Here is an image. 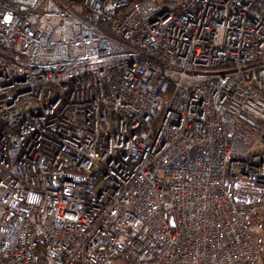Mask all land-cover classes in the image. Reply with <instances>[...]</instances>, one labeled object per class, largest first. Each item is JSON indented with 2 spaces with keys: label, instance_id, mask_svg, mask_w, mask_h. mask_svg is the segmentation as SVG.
<instances>
[{
  "label": "built area",
  "instance_id": "2783aa9c",
  "mask_svg": "<svg viewBox=\"0 0 264 264\" xmlns=\"http://www.w3.org/2000/svg\"><path fill=\"white\" fill-rule=\"evenodd\" d=\"M263 237L264 0H0V264H263Z\"/></svg>",
  "mask_w": 264,
  "mask_h": 264
},
{
  "label": "trees",
  "instance_id": "16d2710c",
  "mask_svg": "<svg viewBox=\"0 0 264 264\" xmlns=\"http://www.w3.org/2000/svg\"><path fill=\"white\" fill-rule=\"evenodd\" d=\"M74 5L77 6V7H79V9H78L79 10V13L81 15H83L84 17H86L87 19L92 20V19L95 18V16L90 11H88L87 9H85L83 7H80L78 3H74ZM99 22H100L101 26H106L107 25L104 19H101L100 18L99 19Z\"/></svg>",
  "mask_w": 264,
  "mask_h": 264
},
{
  "label": "rangeland",
  "instance_id": "374dc122",
  "mask_svg": "<svg viewBox=\"0 0 264 264\" xmlns=\"http://www.w3.org/2000/svg\"><path fill=\"white\" fill-rule=\"evenodd\" d=\"M72 8L76 11V12H79V7L75 6L74 4H72ZM252 231V233L255 235V236H261L262 237V234H261V231L257 230L256 228H253V227H249ZM264 239V237H263ZM264 241V240H263ZM263 264H264V260H263Z\"/></svg>",
  "mask_w": 264,
  "mask_h": 264
}]
</instances>
